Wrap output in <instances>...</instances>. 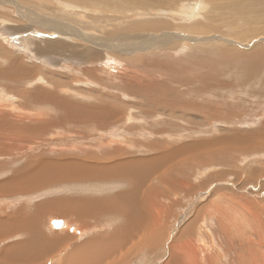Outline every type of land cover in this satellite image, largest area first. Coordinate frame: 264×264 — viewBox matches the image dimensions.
Instances as JSON below:
<instances>
[{
  "label": "rangeland",
  "instance_id": "obj_1",
  "mask_svg": "<svg viewBox=\"0 0 264 264\" xmlns=\"http://www.w3.org/2000/svg\"><path fill=\"white\" fill-rule=\"evenodd\" d=\"M129 1L132 0H94V5H87L81 0H0V70L11 67L14 61L29 68L23 83H17L22 87L23 95L11 91V81L0 77V124L14 119L20 122L29 116L33 109H29V105L21 108L23 104L20 101L30 99L31 92L36 90L67 96L85 105L107 104L126 118L130 109L134 112L135 108L136 114L143 109L152 111L153 107L142 108L133 96L122 93L120 89H125L124 85L120 89L116 87L114 92L105 91L100 82H96V77L101 76L106 85L134 83L137 89L141 88L138 86L140 81L149 89L148 84L160 80L167 82V78L175 80L174 76L185 79L195 77V72L210 76L207 78V92H217L218 96L208 97L206 101L219 109L218 113L213 112L211 119L185 107L176 108L172 116L166 103H160L157 118L165 122H183L187 128L175 127L160 135L145 130L131 134L128 127H121L125 122L121 118L116 121L117 125L85 126L90 133L89 140H93L89 143L102 141L101 148L86 149L78 145L73 151L62 147L59 152L53 143H49L46 145L49 149L45 146L50 152L46 158L73 154L83 156V150V153H92L91 157H98L117 146L121 148V145L136 148L131 153L138 154L141 153V144L163 141L169 149H178L179 156L204 152L207 160L203 165L190 164L183 173H178V177L185 173L186 178L180 177L181 183L177 188L166 192L161 188L145 196L147 204H150L146 207L150 212L148 216H155L156 226L164 234L158 247L147 249L148 253L145 251L146 264H164L170 244L176 241L182 230L188 232L190 228L199 239L189 236L193 243L190 264H264V138L255 136V132L264 125V68L254 76L249 75L253 80H248L241 72L249 67H237L228 74L229 69H218L220 65L210 56L212 54L195 51L196 48H221L246 53L245 57H249L247 52L252 47H264V0ZM151 22L158 26H150ZM161 25L167 28H159ZM55 42L62 48H53ZM99 53L101 55H96L100 57L99 62L86 60V57ZM231 56L235 55L226 56L225 64ZM141 57L161 61L167 68L159 71L143 67L139 62ZM247 59L249 62L252 60ZM204 60L206 68L196 70ZM259 65H264V62L260 61ZM169 67L173 68L170 70ZM88 69H97L98 75L95 77ZM220 70L227 71L228 75ZM37 77L40 80L36 81ZM25 83L29 84L25 87ZM231 110L237 115H232ZM34 114L51 121L57 116L56 113L47 115L44 110H36ZM131 119L132 122L139 121L134 117ZM49 125L46 124L47 135L48 132L51 135L60 131L49 128ZM236 136L246 144L250 143L247 137H253L251 145L255 149L237 150L235 146L239 141L234 139ZM33 139L34 143L28 149L18 148L20 152L12 153L11 159L18 161L21 158L24 162L27 157L37 156L42 150H38L39 145L36 144L41 142ZM127 139L139 140L138 145L131 144L130 147ZM190 143L192 148L188 146ZM226 152H231L230 156H220ZM167 153L159 150L152 155ZM20 164L13 162L11 168L0 169L1 185H5ZM150 181L156 185L155 175ZM9 192L0 189V206H4L2 204L7 199H12ZM12 195L19 201L17 194ZM20 210L25 212L24 208ZM173 252L177 255L175 250ZM142 260L141 255L140 260L131 258L128 264H142ZM177 261L176 264H180Z\"/></svg>",
  "mask_w": 264,
  "mask_h": 264
},
{
  "label": "bare ground",
  "instance_id": "obj_2",
  "mask_svg": "<svg viewBox=\"0 0 264 264\" xmlns=\"http://www.w3.org/2000/svg\"><path fill=\"white\" fill-rule=\"evenodd\" d=\"M76 1H78V0H76ZM132 1H129V2L132 3ZM81 2H84L87 5H88V3H90V5L95 4L94 0H81ZM134 2H136V1H134ZM124 3H126V2H124ZM155 5H158V3H155ZM131 7H133V6H131ZM127 8H128V6H127ZM150 26L155 27V26H158V24L157 23L154 24V22H151ZM159 28H167V26L161 25V27H159ZM53 31H55V29ZM12 34H14V33H12ZM53 36H54V34H53ZM53 48H60L61 49L62 46L59 45L57 42H55ZM63 49H64V47H63ZM195 51L200 52V53L212 54L210 56L214 60H216L218 62V64L220 65L218 69H221V68L229 69V70H227L228 72L226 71L228 74L232 70L235 71V68H237V67H244V68L249 67V68H246V70H243L241 72L242 75L244 76V78L248 79V80H253V79L249 78V75L254 76L255 72L259 71L260 68H264V65H262V66L259 65L260 61L264 62V47L263 46L252 47L249 50V52H247L248 54H250L249 57H245L246 53H236V51L233 52L232 50H229V49L221 50V48L220 49L214 48L212 50L209 48H206V49L205 48H201V49L196 48ZM253 52L255 54L252 55L251 53H253ZM230 54L235 55V56H231L228 63L225 64L226 56H228ZM96 55H101V54L99 53V54H94L91 57H86L87 58L86 60L88 62L93 61V63L99 62L100 57L99 56L96 57ZM237 55H241V56H237ZM247 58L252 59L250 61L252 63L251 65L249 64L250 62ZM205 60L203 63L200 64V67L196 70H201L200 68H206V61ZM179 61H180V58H179ZM223 61H224V63H222ZM139 62L142 63L143 67H151V68L157 69L159 71L166 70V68H167V67H164L165 63H161V61H156L154 59H151L149 61L147 58L141 57ZM164 62H166V61H164ZM175 62H178V60L177 61L175 60ZM175 64H177V63H175ZM166 65H168V64H166ZM90 66H91V64H90ZM196 67H198V66H196ZM196 67H194V68H196ZM169 69H170V67H169ZM223 70L222 71L220 70L219 72L223 73L225 76L228 75ZM28 71H29V68L26 65H22L20 62L14 61L11 64V67H6V69L4 67L1 68L0 77L4 78V80H6V81H11L10 86H13V88L10 89L11 91H15L17 93V95H23L24 91L20 90V88H22V87L17 86V83L18 84L23 83L22 80L25 79V76H27ZM87 71L90 74L94 75L95 77L98 75L97 69H88ZM169 73H170V71H169ZM189 75H191V74H189ZM126 76H130V75H128L126 73ZM194 76L195 77L188 76L185 79H182V78L179 79V78H177V76H174L177 79L175 78V80H174L173 78H167L168 79L167 82H163L162 80H160V81L156 82L155 84H148V81H147L146 84H148L149 89L147 87H145L143 85V83L140 81H138V82L141 83V85H138V86H141V88L139 87L140 89H137L136 87L133 86L134 85L133 82L135 80L132 81L133 85L132 84L130 85L129 84L130 82L125 83V84L112 83L110 85H106V82L101 81V80H103V79H101V76L99 78L96 77V82H98V83L100 82L99 83L100 86L105 91L114 92L116 87L120 89L121 87H123L122 85H124L125 89H120L122 93L129 95L128 97L133 96L135 102L137 104L142 105V108H148L147 106L153 107V110L151 109L152 111H150V110L147 111L146 109H143L141 111L138 110L139 112L137 111L136 114H134V112L136 110L135 108L133 109L134 112H132V109H130L128 111L126 118L123 117L121 112L113 109L112 107L107 106L106 102H105L106 106L98 105L97 101H96L97 104H95V105H93V104L92 105H89V104L85 105V104L80 103L79 101H78L79 102L78 103L77 100L72 101L67 96H60L59 94H56V93H49L47 91L42 92L40 90L32 91L31 92L32 95H31L30 99L25 98V99H22L23 101L21 100L22 102L20 101V104L21 105L23 104L21 106V108H25V107L28 108V105H29L30 106L29 109H33V111L30 112V115L25 117L20 122H18V119H14V120H11L7 123L0 124V169L4 170L6 168H11L10 166L13 165V162L15 164L18 162H21V164L13 171L14 173H12V175L10 176L8 181L5 183V185L0 184V189H2L3 191H13L15 193L21 194L22 192L26 193V192H29L31 190H34L35 188L39 187L40 185L43 187V185H44L43 183L48 184V183L54 182V181H57V182L71 181L70 176H68V174H66V172L68 170H72L75 172L77 171V173L80 171H87V172L91 171L92 173H98V172L104 170L106 177H108V178L113 177L114 179L117 177L120 178L121 176H123L124 180L131 182L130 186H132V188H133V185L135 183L134 187H136V189L138 190V193L141 192V194L143 196H147V194H149L153 191H160L161 188L164 189L165 192L168 190H172L173 188H177L181 183V181L179 180L180 177H182L183 180H185V178H186L185 173L180 177H178V173L179 172L183 173L184 170H186V169H188V167H190V164H198L199 163L200 165H203L204 161L207 160V157H206L204 152H194V155H191V152H189V153L182 154L179 156L177 154V152L179 151L178 149H169L167 147L168 144L163 141V142H155V143L148 144V145H146L145 143L141 144V146H140L141 153H138V154H136V153L132 154L131 153L132 151L136 150L135 147H134L135 149H130V148L124 147L123 145H121V146L119 145L121 147V148H119L115 144L117 146V148L109 150L108 153L106 155H103V156L91 157L92 153L88 154L90 152H88L87 150H86L87 153H83V151H84L83 150L81 152L83 156H80L78 154H75V155L73 154V156H69V155H57V156H55L54 155L55 157H52L51 159H47L46 155L49 152L48 151L49 148L46 145H48L49 143L50 144L53 143V145H55V147L57 148V150H59V152L62 149H64L65 147H69L70 150L73 151L74 149H76V146L78 147V145L80 147L86 148V149H88V148L94 149V150L99 149V148H101V146L103 144L102 141L89 143V141H93V140H89L90 137H88V135H90V133L87 132L85 126H89V125L104 126L107 124L111 125L110 123H116V125H117L118 120H120L121 118L122 119L124 118L123 121L125 120V122H124L125 125L122 122L123 125H121V127L122 126H123V128L128 127V132L131 134H136L137 132L141 133V130H145L144 132L152 131L155 133L154 135H160V134H166V133L170 132V129L175 128V127H180V128H184V129L187 128V125L184 124L183 122L177 123V122H174L173 120H171L169 122H165L163 119L157 118L156 112L159 110V107H161L160 103H166L167 111H169V113L172 116H173V111L176 108L185 107L187 109H190V112H197V114H200L201 116L205 117L206 119H211L212 118L211 115L213 114V112L218 113L219 109L217 107H212V106L208 105L206 99L208 97H217L218 96L217 92L216 93L209 92V91L207 92V90H208L207 78H209L210 76H206V74H201V73H196V72H195ZM39 78L40 77L35 78L36 81ZM154 82H155V80H154ZM27 84H29V83L24 84L25 87L27 86ZM58 89H60V88H58ZM64 90L65 89H63V91ZM118 92H117V94H118ZM115 97H117V96H115ZM29 102H30V104H29ZM99 102H101V101H99ZM36 110H39L40 112L42 110H44L45 113H48L47 115H50V116L52 113L51 112L49 113V111L51 110L53 112V114L56 113L57 116L53 117L52 121H51L48 118L39 116L41 113L38 115L39 117L36 116L34 114V111H36ZM56 114H54V115H56ZM231 114L237 115V113L234 112V110H231ZM130 116L138 119L139 121L138 122H132L133 120L131 119L132 117H130ZM136 119H134V120H136ZM156 120H158V121H156ZM48 123H50V125H51V127L49 125V128H51V129L57 128L61 132L60 131L58 132L56 130L58 133H56L54 131L53 134H51L52 137L48 138V136H51L49 134V132L47 135V130H48L47 128L48 127L46 126V124H48ZM181 133L184 134L185 132H181ZM255 136L257 137V139H259V136H260V138H264V125L262 126V129L260 131L255 132ZM33 138H36L39 142H41V143L37 142L36 145H39V148H38V146H37V148H38V150L40 149L42 151H40V153L35 157L31 156V157L25 158L26 160H24V162L22 161L21 158L18 161H13V159H11L10 155L12 153L20 152L18 150V148L22 149V147H23V149H25V148L28 149V146L30 144L34 143ZM236 138H238V141H239V143L235 146V148L237 150H248L252 147L251 144L253 143V140L251 141V139L253 137H247V139L250 141L249 144L244 143L242 141V138H240V136H238V137L236 136L234 139H236ZM47 141H49V142L47 143ZM59 141H62V142L59 143ZM122 142H124V141H122ZM138 142H139V140L127 139V144L130 145V147H131V144L136 146V144ZM63 144H65V146H63ZM70 144H71V146H70ZM112 145H114V144H112ZM192 145H193L192 143L188 144V146L191 148H192ZM50 146H52V145H50ZM106 146H108V143H106ZM132 148H133V146H132ZM219 148L220 147L214 148L213 150H217ZM45 149H47V151H45ZM106 149H109V147ZM252 149H255L254 146L252 147ZM159 150L164 151V152H169V153L162 154L159 156L152 155L154 152H157ZM51 152L53 153V151H51ZM81 153H79V154H81ZM230 153L231 152H226L224 154H221L220 156H228ZM144 155H146V156L143 157ZM50 156H51V154H50ZM12 158H13V156H12ZM6 161H8V162H6ZM72 168H77V169L73 170ZM162 169H163V171H162ZM72 171H70V172L72 173ZM154 175L156 177V185L154 184V186H153L150 179ZM95 177H97V176H95ZM123 177L121 179H123ZM73 178H74V175H73ZM111 180H112V178H111ZM93 181H94V179H93ZM81 182H83V181H81ZM90 183H91V181H90ZM168 183H171V184H168ZM2 184H4V183H2ZM74 184H77V183H74ZM96 185H97V183H96ZM48 186H49V184H48ZM45 187H47V186H45ZM67 188H66V190H67ZM91 188L93 190L94 187H91ZM97 188L98 187H96L95 189H97ZM94 193H95V191H94ZM74 194H75V192H74ZM84 195H85V193H84ZM79 196L82 197V194ZM88 196L90 197V194ZM73 197L75 199L76 196H73ZM93 198H94V196H93ZM83 199L85 200V198H83ZM76 200H78V199H76ZM69 203H70V201H69ZM112 203H114V202H112ZM70 205H72V204H70ZM147 205H150V204H147ZM83 206H85V205H83ZM103 206H104V204H103ZM107 206H109V205H107ZM111 207H114V205H112ZM143 207L145 208V206H143ZM99 209H101V207ZM145 209H146V215L147 214L150 215V212H148V208H145ZM115 210H114V212H112L111 210L110 211L112 213H115ZM125 210H127V209H125ZM19 211L21 214H24V212L22 210H19ZM71 212H73V211H71ZM121 212H122V210H121ZM75 214H78V213H75ZM16 215H17V213H16ZM93 215H94V213H93ZM22 216H24V215H22ZM16 217H18V219H19V215ZM71 217H72V215H71ZM151 217H153V218H150L149 216L146 218V226H144V228H146V230H145L146 231L145 243L147 244L146 248L148 250L149 249L154 250L156 247H158L157 245H159L163 242V236L162 235H164V234H162V230H160L159 227L156 226L157 222H156V220H154L155 216L152 215ZM19 220H21V218ZM150 221L152 222V224H150ZM101 222H102V220H101ZM113 222L111 221V223H113ZM118 223L120 224L122 222H120L118 220ZM138 223H140V222H138ZM196 223L199 224L198 222H196ZM8 224H10V223H8ZM102 225H104V224H102ZM116 225L117 224H115V226ZM227 225H229V224H227ZM104 226H102V227H104ZM189 227H191V226H189ZM14 228H16V227H13V229ZM106 228H108V226ZM119 228H120V226H119ZM116 229H118V228H116ZM142 229H140V230H142ZM128 230H130V229H128ZM132 230L134 231V229H132ZM110 231L111 230H109V232ZM143 231L144 230H142V232ZM0 232H2V222L1 221H0ZM121 232H123V231H121ZM103 234L106 235V233H103ZM103 234H101V235H103ZM107 234H108V232H107ZM193 234H194V232H192V228H190V230H188V232L187 231L184 232L182 230V234L177 236L176 241L175 242L173 241V243L170 244V249L167 252L168 256H167V259L165 260L164 264H176L177 260L180 261V264H190L191 263L190 260H191V256H192L193 243H192V241L190 242L189 236H191L193 238L197 237V239H198V236L196 235V233H195V236ZM0 235H2V234H0ZM127 235H129V234H127ZM136 235H137V232H136ZM183 235L185 236V238L183 237ZM108 237H109V234H108L107 238ZM104 238H105V236H104ZM107 238H105V239H107ZM111 238L114 239V237H111ZM115 239H117V238H115ZM115 239H114V244L116 243ZM141 240L142 239H140V241ZM198 241H199V239H198ZM121 242H126V241H121ZM118 243L120 244L119 241H118ZM127 243H125V245ZM179 243H182V245H180ZM116 245H118V244H116ZM122 246H124V243L122 244ZM122 246H121V249L123 248ZM119 247L120 246H118V248L116 247L118 249L117 251H119ZM135 247H134V250L136 249ZM94 248H95V246H94ZM99 248H97V249H99ZM142 248L144 249L145 247L143 246ZM102 249H103V247H102ZM127 249H128V247H127ZM143 249H141V250H143ZM122 250L120 252H123ZM174 250H175V253L177 255L174 254V252H173ZM14 252H15V250H14ZM128 252L129 251H126V253H128ZM146 252L148 253V251H146ZM193 258H194V256H193ZM5 260H6V258H5ZM96 261H97V259H96ZM177 263H178V261H177ZM109 264H110V262H109Z\"/></svg>",
  "mask_w": 264,
  "mask_h": 264
},
{
  "label": "crops",
  "instance_id": "obj_3",
  "mask_svg": "<svg viewBox=\"0 0 264 264\" xmlns=\"http://www.w3.org/2000/svg\"><path fill=\"white\" fill-rule=\"evenodd\" d=\"M72 169L76 170L77 168ZM70 171L72 170H68L66 174L70 176L71 181H54L48 183L49 186L43 183V187L40 185L28 193L18 194L13 191L8 193L12 199L9 201L7 199L2 204L4 206H0V220H2L0 264H96L97 262V264H109V262L110 264H128L131 258L140 260L141 255L143 256L142 264H146L144 258L147 244L145 243L146 228L144 226H146V218L148 217L145 209L147 202L145 196L141 192L138 193V190L134 187L135 183L132 188L130 186L131 182L124 180L123 176L115 179L111 177V180V178L106 177L104 170L98 173H92L91 171H80L81 173L72 171L71 173ZM122 177L123 179H121ZM91 187H94L93 190ZM96 187L98 188L95 189ZM12 194H17L19 201ZM81 194L82 197L79 196ZM89 194L91 198L88 196ZM73 196H76L75 199ZM112 205L114 207H111ZM100 207L101 209H99ZM21 208H24V214L20 213ZM110 210L112 212L115 210V213ZM18 215L21 220L16 217ZM110 220L114 222L111 223ZM118 220L122 223L119 224ZM115 224L117 225L115 226ZM107 226L108 228H106ZM13 227L16 228L13 229ZM140 229L145 232L143 231V233ZM109 230L111 231L109 232ZM107 232L109 234L108 238ZM103 233H106V235ZM111 237L117 238L115 244L114 239ZM140 239L142 240L140 241ZM123 243L124 246H122ZM125 243L127 244L125 245ZM118 246H120L119 251H117ZM121 250L123 252H120ZM126 251L130 252L126 253Z\"/></svg>",
  "mask_w": 264,
  "mask_h": 264
},
{
  "label": "water",
  "instance_id": "obj_4",
  "mask_svg": "<svg viewBox=\"0 0 264 264\" xmlns=\"http://www.w3.org/2000/svg\"><path fill=\"white\" fill-rule=\"evenodd\" d=\"M54 223L58 224L59 222H54Z\"/></svg>",
  "mask_w": 264,
  "mask_h": 264
}]
</instances>
